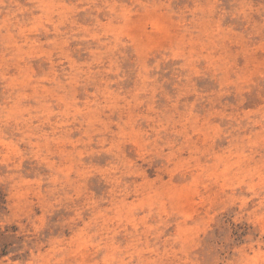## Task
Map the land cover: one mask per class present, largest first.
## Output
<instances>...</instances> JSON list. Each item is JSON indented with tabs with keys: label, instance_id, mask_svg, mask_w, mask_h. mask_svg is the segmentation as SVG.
I'll list each match as a JSON object with an SVG mask.
<instances>
[{
	"label": "rangeland",
	"instance_id": "374dc122",
	"mask_svg": "<svg viewBox=\"0 0 264 264\" xmlns=\"http://www.w3.org/2000/svg\"><path fill=\"white\" fill-rule=\"evenodd\" d=\"M0 264H264V0H0Z\"/></svg>",
	"mask_w": 264,
	"mask_h": 264
},
{
	"label": "trees",
	"instance_id": "16d2710c",
	"mask_svg": "<svg viewBox=\"0 0 264 264\" xmlns=\"http://www.w3.org/2000/svg\"><path fill=\"white\" fill-rule=\"evenodd\" d=\"M1 231V230H0ZM0 239L2 241L5 240V235L4 233H0ZM8 244H4L3 242H0V259L6 255H8Z\"/></svg>",
	"mask_w": 264,
	"mask_h": 264
}]
</instances>
